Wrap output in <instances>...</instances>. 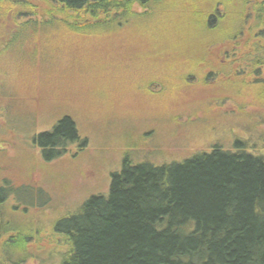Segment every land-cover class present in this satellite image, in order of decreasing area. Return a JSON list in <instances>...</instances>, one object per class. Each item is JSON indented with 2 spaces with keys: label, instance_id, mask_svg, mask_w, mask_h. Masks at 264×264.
Returning <instances> with one entry per match:
<instances>
[{
  "label": "rangeland",
  "instance_id": "1",
  "mask_svg": "<svg viewBox=\"0 0 264 264\" xmlns=\"http://www.w3.org/2000/svg\"><path fill=\"white\" fill-rule=\"evenodd\" d=\"M24 1V14L0 7V264H58L54 221L106 196L126 156L160 165L234 139L262 150L264 68L252 79L245 63L264 45L257 0H162L96 30ZM63 116L86 144L47 160L34 138Z\"/></svg>",
  "mask_w": 264,
  "mask_h": 264
},
{
  "label": "trees",
  "instance_id": "2",
  "mask_svg": "<svg viewBox=\"0 0 264 264\" xmlns=\"http://www.w3.org/2000/svg\"><path fill=\"white\" fill-rule=\"evenodd\" d=\"M49 1L58 7L57 23L69 30H96L144 16L162 0ZM1 5L17 14L27 7L24 0H0ZM134 6L142 12L135 13ZM251 9L260 41L264 0ZM82 17L85 23L78 21ZM253 46L245 63L248 76L256 79V67L264 68V45ZM34 144L54 160L86 141L63 116ZM254 146L234 139L231 148L215 144L160 165L132 164L126 156L119 173L111 174L106 196H91L76 212L54 221L52 233L66 247L58 264H264V146Z\"/></svg>",
  "mask_w": 264,
  "mask_h": 264
},
{
  "label": "flooded vegetation",
  "instance_id": "3",
  "mask_svg": "<svg viewBox=\"0 0 264 264\" xmlns=\"http://www.w3.org/2000/svg\"><path fill=\"white\" fill-rule=\"evenodd\" d=\"M9 195L5 193V189L3 186H0V238L2 237L3 233V218H2V212L1 207L3 206L4 202L8 199ZM16 206V205H14Z\"/></svg>",
  "mask_w": 264,
  "mask_h": 264
}]
</instances>
